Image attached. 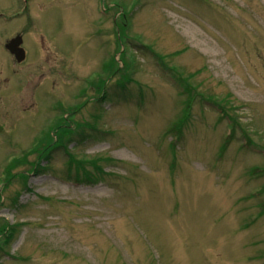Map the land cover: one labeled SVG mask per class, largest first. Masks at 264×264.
<instances>
[{
  "label": "rangeland",
  "instance_id": "obj_1",
  "mask_svg": "<svg viewBox=\"0 0 264 264\" xmlns=\"http://www.w3.org/2000/svg\"><path fill=\"white\" fill-rule=\"evenodd\" d=\"M0 264H264V0H0Z\"/></svg>",
  "mask_w": 264,
  "mask_h": 264
},
{
  "label": "water",
  "instance_id": "obj_2",
  "mask_svg": "<svg viewBox=\"0 0 264 264\" xmlns=\"http://www.w3.org/2000/svg\"><path fill=\"white\" fill-rule=\"evenodd\" d=\"M23 44L22 37L18 36L16 39L12 40L7 48L12 54H14L18 62L22 63L26 59L25 51L20 47Z\"/></svg>",
  "mask_w": 264,
  "mask_h": 264
},
{
  "label": "trees",
  "instance_id": "obj_3",
  "mask_svg": "<svg viewBox=\"0 0 264 264\" xmlns=\"http://www.w3.org/2000/svg\"><path fill=\"white\" fill-rule=\"evenodd\" d=\"M91 178V177H90ZM88 182H90V183H93L94 181H92V180H87Z\"/></svg>",
  "mask_w": 264,
  "mask_h": 264
},
{
  "label": "flooded vegetation",
  "instance_id": "obj_4",
  "mask_svg": "<svg viewBox=\"0 0 264 264\" xmlns=\"http://www.w3.org/2000/svg\"><path fill=\"white\" fill-rule=\"evenodd\" d=\"M12 39V38H11ZM12 56V55H11Z\"/></svg>",
  "mask_w": 264,
  "mask_h": 264
}]
</instances>
